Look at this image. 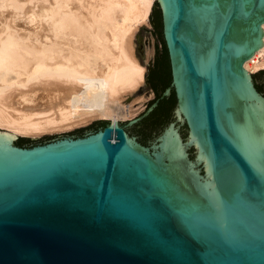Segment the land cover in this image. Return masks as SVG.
<instances>
[{"label":"water","instance_id":"1","mask_svg":"<svg viewBox=\"0 0 264 264\" xmlns=\"http://www.w3.org/2000/svg\"><path fill=\"white\" fill-rule=\"evenodd\" d=\"M154 8L171 114L0 137V264H264V0Z\"/></svg>","mask_w":264,"mask_h":264},{"label":"bare ground","instance_id":"2","mask_svg":"<svg viewBox=\"0 0 264 264\" xmlns=\"http://www.w3.org/2000/svg\"><path fill=\"white\" fill-rule=\"evenodd\" d=\"M154 1L0 0V137L131 118L123 101L145 79L133 38ZM243 68L264 69V45Z\"/></svg>","mask_w":264,"mask_h":264},{"label":"flooded vegetation","instance_id":"3","mask_svg":"<svg viewBox=\"0 0 264 264\" xmlns=\"http://www.w3.org/2000/svg\"><path fill=\"white\" fill-rule=\"evenodd\" d=\"M156 12L157 9L154 8L150 17L153 26V29L150 32L154 37L153 42L150 40V37L146 38L147 44H152L153 46V53L148 61L144 62L146 68L144 83L147 88L148 100H152V103L155 101L157 103L156 106L144 116V120L142 119L145 121L144 125L150 121V123H157L168 117L171 114L175 103V92L174 88L171 86L172 75L168 52L164 40H160L159 38L158 30L154 29V27H156V21H160L158 18L154 20ZM137 38H139V35H136V39ZM138 43L139 45L137 46L136 51L138 56L142 58V43L140 41H138ZM167 88L170 89L169 94L163 95Z\"/></svg>","mask_w":264,"mask_h":264},{"label":"rangeland","instance_id":"4","mask_svg":"<svg viewBox=\"0 0 264 264\" xmlns=\"http://www.w3.org/2000/svg\"><path fill=\"white\" fill-rule=\"evenodd\" d=\"M147 29H152V26H151V24H150V21H148V23L147 24H145L144 25ZM141 27V26H140ZM139 27V28H140ZM139 30V29H138ZM137 30V31H138ZM136 31V32H137ZM151 31H147V30H143V35H142V43H143V53H144V55H143V59H142V64L144 65V62H147L148 61V59L151 57V55H152V53H153V46H152V44H150V47H149V44H147V42H146V44H145V39L147 38V37H150V40L153 42V36H152V34L150 33ZM146 34H148L147 36H145ZM133 43H134V38H133ZM147 45V46H146ZM137 47V45H136V43H134V51H135V48ZM136 55V54H135ZM264 70V69H263ZM145 72H146V68H145ZM251 74H254V73H251ZM144 83V82H143ZM142 83V84H143ZM146 93H147V90L146 91H144L143 93H141L140 95H136V96H134L133 98H131L130 100H129V102L127 101H125L127 98H128V96H129V94H127L126 95V97H125V99H124V104L126 105H135L133 108L135 109V110H137V108L139 109V110H137L136 111V113H134L133 114V116L131 117V118H111V117H103V118H97V119H94V120H92V121H90L88 124H86V125H83V126H78V127H75V128H72V129H70V130H65V131H61V132H53V133H45V134H42V135H39V136H30V135H20V134H18V135H16L14 138H13V140H15V139H21V138H41V137H45V136H52V135H56V134H60V133H67V132H69V131H72V130H75V129H78V128H81V127H85V126H89V125H91L92 124V122L93 121H96V120H115V121H126V120H132V119H134L136 116H138L141 112H143V111H145V109H146V106H147V103H148V101H151V100H148V96L146 95ZM140 102H142V103H140ZM144 102H146L145 104H144ZM139 103V104H138ZM1 131L2 132H4V130L3 129H1Z\"/></svg>","mask_w":264,"mask_h":264}]
</instances>
